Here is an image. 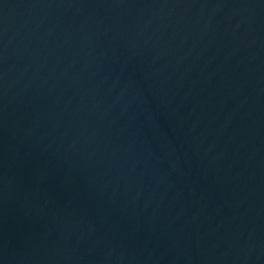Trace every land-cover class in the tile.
Masks as SVG:
<instances>
[{"label":"water","instance_id":"1","mask_svg":"<svg viewBox=\"0 0 264 264\" xmlns=\"http://www.w3.org/2000/svg\"><path fill=\"white\" fill-rule=\"evenodd\" d=\"M0 264H264V0H0Z\"/></svg>","mask_w":264,"mask_h":264}]
</instances>
